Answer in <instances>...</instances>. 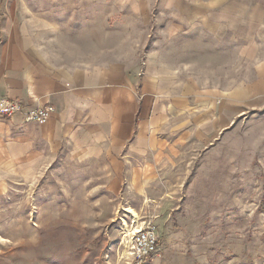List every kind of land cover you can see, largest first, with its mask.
Instances as JSON below:
<instances>
[{
  "label": "rangeland",
  "instance_id": "rangeland-1",
  "mask_svg": "<svg viewBox=\"0 0 264 264\" xmlns=\"http://www.w3.org/2000/svg\"><path fill=\"white\" fill-rule=\"evenodd\" d=\"M263 41L264 0H0V59L37 48L59 65L137 67L160 101L176 87L190 100L191 81L241 106L226 124L161 125L163 155L141 173L49 144L35 156L21 121L0 120V264H134L125 233L148 222L159 253L142 264H264Z\"/></svg>",
  "mask_w": 264,
  "mask_h": 264
},
{
  "label": "crops",
  "instance_id": "crops-1",
  "mask_svg": "<svg viewBox=\"0 0 264 264\" xmlns=\"http://www.w3.org/2000/svg\"><path fill=\"white\" fill-rule=\"evenodd\" d=\"M254 10L262 16V7ZM239 19H235L234 24ZM226 24V20H220L218 27L225 28ZM257 38L247 40L246 44H259L260 38ZM213 39L226 44L222 36ZM242 39L234 38L232 43H244ZM238 51L243 52L242 48ZM121 69L59 65L37 48L27 52L13 48L0 59V97L27 105L49 104L54 106L55 112L44 123H27L22 115L0 120L21 121L17 129L28 132L21 140L26 139L28 152L33 151L35 156L44 154L42 150L49 144L56 150L68 149L80 160L107 158L115 173H141L151 171L153 161L150 158L163 155V150L157 148L165 147L167 140L159 130L161 125L168 124L167 121L176 125L189 123L190 128L200 121V125H210V120H214L213 124H226L228 112H234V117L240 112L237 97L234 104L226 100L220 105L211 103L205 97L210 94L217 98L219 92L206 94V91L196 90L191 81L190 100L184 99V94L179 95L176 87L169 92V97L160 101L154 97L159 88L149 87L140 69ZM115 72L121 76L116 78ZM170 83L172 85V80ZM163 84L161 81V91L167 89ZM175 85H178L177 79ZM35 127L42 130L40 135L29 134V129ZM186 134L182 131V136ZM209 139L208 130L190 132V140L204 142Z\"/></svg>",
  "mask_w": 264,
  "mask_h": 264
},
{
  "label": "built area",
  "instance_id": "built-area-1",
  "mask_svg": "<svg viewBox=\"0 0 264 264\" xmlns=\"http://www.w3.org/2000/svg\"><path fill=\"white\" fill-rule=\"evenodd\" d=\"M35 102V101H34ZM55 112L52 105H27L19 100L0 97V118L22 115L27 123L47 122ZM124 246L134 264H142L159 253V234L152 222L136 223L125 233Z\"/></svg>",
  "mask_w": 264,
  "mask_h": 264
},
{
  "label": "bare ground",
  "instance_id": "bare-ground-1",
  "mask_svg": "<svg viewBox=\"0 0 264 264\" xmlns=\"http://www.w3.org/2000/svg\"><path fill=\"white\" fill-rule=\"evenodd\" d=\"M133 212V211H132Z\"/></svg>",
  "mask_w": 264,
  "mask_h": 264
}]
</instances>
